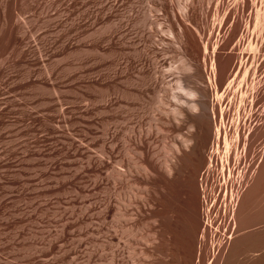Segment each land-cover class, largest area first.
I'll return each mask as SVG.
<instances>
[{"label": "rangeland", "instance_id": "374dc122", "mask_svg": "<svg viewBox=\"0 0 264 264\" xmlns=\"http://www.w3.org/2000/svg\"><path fill=\"white\" fill-rule=\"evenodd\" d=\"M190 1L186 22L179 9L188 0H0V264H209L211 256L206 248L198 252L201 253L200 263L195 259L200 231L197 221L201 212L197 178L204 169L200 151L188 160L183 154L179 155L182 158L180 184L171 185L166 192V201L179 228L183 225L185 210L189 208L191 213L188 228L182 230L174 243L164 245L151 241V216L146 214L149 211L141 216L137 211L150 191L149 180L147 182L141 168L153 165L152 152L158 153L157 159L162 163L169 156L163 146L180 147L187 138L190 140L186 144L190 145L194 133L186 118L174 121L167 116L166 111L172 106L166 91L171 84L169 81L181 73H184L181 77L185 75L181 83L184 89L207 85L205 78L192 79L197 73L194 71L203 68L204 63L203 36L202 39L201 35L194 36L195 29L213 22L222 26L221 31L212 36L214 44L211 41L208 51L209 54L214 51L217 79H223L219 75V63L237 53L231 50L234 38L225 35L223 29L233 20L234 24L244 25L251 5V0H245L244 7L237 6L240 0H226L217 16L215 0H206L204 5L203 0ZM263 2L258 0L257 8L261 6V12ZM228 11V16L222 18ZM235 12L240 15L235 16ZM151 17H155L154 21ZM180 31L186 38V46L179 42ZM216 41H219L217 45ZM160 47L166 50L161 52ZM161 54L165 56L161 58ZM263 82L264 79V86ZM157 98H164L163 110L157 109ZM261 104L250 110L238 101L234 113L243 120L254 110L261 111ZM155 113L157 116L153 115ZM131 127L132 130L135 127V131L129 133ZM208 143L202 145L204 152L209 150ZM263 147L258 145L260 149ZM103 149L107 150L104 155ZM113 168H122V173L126 170L125 177L123 174L124 178H120L122 181L119 178L113 181ZM262 179L246 205L247 216L242 221L237 220L238 236L229 253L223 259L213 260L212 264L237 261L236 264H264V176ZM147 186L149 189H145ZM117 208L127 217L120 218L118 229ZM125 230L132 235L127 236L123 233ZM158 244L163 245L167 253L160 248L164 255L157 253ZM172 254L177 256L172 257Z\"/></svg>", "mask_w": 264, "mask_h": 264}, {"label": "bare ground", "instance_id": "6f19581e", "mask_svg": "<svg viewBox=\"0 0 264 264\" xmlns=\"http://www.w3.org/2000/svg\"><path fill=\"white\" fill-rule=\"evenodd\" d=\"M184 1H186V0H184ZM201 1L202 0H199V2H201ZM204 1H206V0H203V2H201V3L205 4ZM210 1L208 0L207 2H210ZM225 1L226 0H215L214 1V2H216L214 4L215 5V10H214L215 15L218 16L220 14L221 10L223 9V6L225 5L224 4ZM234 1L236 2L237 0H233V2ZM261 1L263 2L264 0H261ZM193 2H195V1H193ZM214 2H212V3H214ZM182 3L183 2H181V5H182ZM188 3L184 6L180 5L181 7L179 6L180 2L178 4V6L180 7L179 11L183 12V17L185 19L184 21H186V22L189 19L188 14H189V5H190L191 1L188 0ZM239 3H240V5H237L238 7L239 6H241V7L245 6V0H240ZM176 4H177V2H176ZM192 4H194V3H192ZM209 4H211V3H209ZM209 4L207 3L208 6H209ZM197 5H198V3H197ZM197 5H196V7H197ZM258 5H259L258 0H251V5H250L249 10H248V19H247V21L245 19L246 22H244L245 23L244 25L243 24L242 25L234 24L235 20H233V22L231 23V25L228 28L223 27L225 35H228L231 38H234V41L232 42V45H231L232 52L233 51H234V53L237 52L236 54H234L233 58H231V59L226 58L225 60H223L222 62L219 63V68H218L219 70L218 71L220 72L219 75L223 76V79H220V80L217 79L216 55L214 54V51L212 54H209V51H208L209 48L211 47L212 42L214 44V41H212V36L218 30L221 31L222 26L218 25V24H214V22H213L210 25H207L205 23L206 26H204V24H203L204 27L202 26V28H200V30L195 27L196 29L194 31L195 32L194 36H196L197 34L199 36L201 35V37H200L201 39L203 36L202 41L204 40V44H203L204 63H203V68H201V69L197 68V71L194 68V70H195V71L193 70L194 73L195 72H197V73H195V75L192 77V79L199 81V80H202L205 78L207 85H204V86L201 85L200 87L196 86L195 88H191V89H184L182 87L183 84H181V83L183 81L182 78L185 75L183 77L180 76V75H183L184 73L183 74L181 73L180 75L175 74L176 76H174V79L169 81V82H171V84H169L170 87H168L169 90L166 91L168 93L167 98H169L168 102L171 103L172 107H170L171 110L168 109L169 111L165 110L166 112H168L167 116L168 117L170 116L174 121L181 120L180 119L181 117H184L188 120L189 127L191 129H193V131H194L193 135L191 136L192 144H191V141H190V145H189V143H188V145L186 144L190 140L187 138V140H184V142H183V144H185V145H180V147H176L175 145H167L168 147L163 146V149H165L164 151H167L166 153L169 152L168 153L169 156H167L162 163H160L157 159L158 153L156 151H153L152 152L153 165L147 166V165H144V163H143V165L145 167H142L140 165V167H142L141 168L142 172L145 173V175L147 177L146 178L147 182L149 180L150 191H149V193H148V191H146L148 193L147 198L141 204V206H140L141 208L137 210L138 214L141 216L142 213H146L147 211H149L146 214H149L148 216H151L150 217L151 218V220H150L151 221L150 222L151 228L149 227L151 230V237H149L150 233H149V235L147 234V236L149 238H151L150 239L151 241L156 240V241H160L159 244L160 243L161 244H164V243L170 244V243H174L176 241L177 236H179L182 233V230L188 228V226L190 224L191 213H190L189 208H187L185 210L184 216H183V225H182V227L180 226V228H179L177 220L175 219V216H174L172 210L169 209V205L166 201L167 200L166 199L167 198L166 192L171 185H174V184L179 185L180 184L178 176L180 173L179 165H181V164H179V162L182 160V158L179 155L183 154L184 159L188 160L189 157H191V158L195 157L197 152L200 151V157H201L200 162H201V164L204 163V169L201 171V173L198 175V178H197L198 188H199L200 195H201V203H200L201 204V212L199 213V220L197 221V225L200 227L199 235H197L198 236L197 237L198 247L196 246L197 247V253H196L197 257L195 259L197 260V262L200 261L201 253H198V252L202 251L201 248H206L207 249L206 253L209 254V256H211V260H209L210 262L207 261V263H209V264L210 263L212 264L213 260H215L219 257L223 259L225 257V255L227 253H229L228 252L229 249L231 248L234 240L238 236L237 220L242 221V220H244L243 219L244 216L245 215L247 216L248 212L246 213V207H247L246 205L250 202L249 200L251 197V193L255 190L256 187L259 188L258 186H260L261 184L260 185H258V184L260 183L261 180H263L262 178L264 176V163H263V161H264V147L262 149L258 148V145L264 146V86L262 85V80L264 79V56L262 57V55H261L262 53H260V52H262L261 50L264 48V11L261 12L262 7L260 6V8L258 9L257 8ZM234 6H236V5H234ZM160 8H161V6H160ZM170 9H171V7H170ZM203 9H204V6H203ZM234 9H233V11H234ZM160 11H162V10L160 9ZM200 11H201V9H200ZM225 11H226V9H225ZM230 11H228V13H224L223 17H222V14L220 16L222 18H226ZM237 11H238V9H237ZM157 12H158V9H157ZM160 13H162V12H160ZM173 13H174V8H173ZM238 13H239V11H238ZM238 13L236 14V12H235V16L240 15ZM192 14H193V12L191 13V15ZM152 15H154L153 12H152ZM167 15L168 14H166V16ZM204 15H208V13L206 14V12H204ZM213 16H214V14H213ZM162 17H164V16H162ZM199 17H200V14H199ZM152 18L153 17H151V19ZM156 18H158V17H156ZM196 18H198L197 15H196ZM211 18H212V15H211ZM154 19H155V17H154ZM154 19H152V20L154 21ZM167 19L169 20V18H167ZM234 19H236V18H234ZM152 20H151V22H152ZM207 20H208V18H207ZM162 21H163V19H162ZM177 21L178 20H176V22ZM197 21L198 20H196V22ZM151 22H150V24L154 23V22H152V23ZM168 22H170V20ZM217 22H219V21H217ZM161 23L164 24V21ZM178 23L179 22H177V24ZM189 24H191V22ZM199 24H200V21H199ZM192 25L193 24H191V26ZM168 26L171 27L169 24H168ZM154 27H156V26H154ZM180 27L181 26H179V28ZM192 27L194 28V26H192ZM152 28H151V30H152ZM163 28H166L165 25ZM159 30H161V29H159ZM166 30H168V29H165V31ZM181 30H183V28ZM152 32L154 34V31H152ZM157 34L159 35V33H157ZM173 34H175V33H173ZM149 36H152V35H149ZM152 37L154 38V36H152ZM156 37L158 38L157 35L155 36V38ZM162 37H164V36H162ZM221 38L223 39V37H221ZM169 39H171L170 41H172V38H169ZM179 39H180L179 42L181 44L183 43L185 46L188 44L187 41H185L186 38L183 34V31H180V38ZM191 41H192L194 47H196V41L194 39ZM219 41H216V45L219 43ZM170 43H169V45H170ZM175 43H177V40L175 41ZM154 44H156V42ZM176 45H178V44H175V46ZM157 47H159V45H157ZM172 47L174 48V46H172ZM179 48H180V45H179ZM159 50H161V47ZM163 50H166V49H163ZM163 50H161V52ZM177 50H178V47H177ZM177 50L175 52H177ZM170 52L171 51H169V53ZM224 52L225 51H223V53ZM226 52H228V51H226ZM152 53H154V52H152ZM169 53H167V54H169ZM181 53H182V51H181ZM185 53L187 54V51ZM157 54L159 55V53H157ZM165 54L164 55L161 54V55H163L161 58H163L165 56ZM174 55H172V56H174ZM154 56H155V54H154ZM175 56H177V55H175ZM175 56H174V60H175ZM186 57H187V55H186ZM201 57H202V55H201ZM176 59H177V57H176ZM154 61L156 62V59H154ZM155 62H153V63L156 64ZM191 62H192V60H191ZM191 62H190V65L192 66ZM159 63H160V61H159ZM162 65L160 63V66H162ZM188 65H189V61H188ZM160 66H158V68ZM179 66L180 65H178V67ZM148 67H150V66H148ZM169 67H170V65H169ZM153 68H155V67H153ZM186 68L188 69L189 67L187 66ZM140 69H139V71H141ZM179 69H182V68H179ZM150 71H152V70H150ZM158 71L159 70H156L155 72H158ZM161 71H164V70H162V68H161ZM175 72L176 71H174V73ZM189 74L193 75L191 73H189ZM173 75L170 73V76H173ZM151 77H152V75H151ZM151 77L148 79V81L151 79ZM169 77H167V78H169ZM157 79H159V78H157ZM163 79H164V77H163ZM168 80H167V82H168ZM189 80H190V78H189ZM154 81H153V83H154ZM163 81H165V80H163ZM153 83H151V84H153ZM185 83H188V81ZM162 84H164V83L162 82ZM194 84H195V82H194ZM198 84L200 85V82ZM191 85H192V83H191ZM155 86H157V84ZM184 86L186 87L185 84H184ZM151 87H152V85H151ZM157 88H158V86H157ZM160 91H162V89ZM160 94H161V92H160ZM161 95H163V93ZM184 98H187L188 101H186L187 99L185 100ZM163 99L157 98V105L159 107V108L156 107L157 109L163 110L162 109L163 105H165V103H164L165 101H163ZM238 101L240 103H242L245 108L249 106L250 110L254 105L262 103L261 104L262 110L261 111H259L260 109H257L256 111L254 110L245 119L241 120L239 115L234 113V111L237 109V108L235 109V106H236ZM168 102H166V103H168ZM243 106H241V108L244 109ZM167 107H168V104L165 108H167ZM253 108H252V110H253ZM241 111H242V109H241ZM162 112H160V114L162 116H164V114H163L164 112L163 113ZM242 112L244 113V111H242ZM156 114L157 113H155L153 115L157 116ZM246 114H248V113H246ZM153 115H152V117H153ZM167 116H166V118H167ZM241 117L243 118L244 116H241ZM160 118L158 120H161ZM157 123H158V121H157ZM180 124H181V121H180ZM170 125H172V124H170ZM176 125L179 128L181 127V125L180 126L178 124H176ZM150 126H151V132H152L153 131L152 125H150ZM136 127H137V125H136ZM140 127L141 126H139V128ZM134 128H133V130H134ZM156 128L159 129L160 127L158 128V126H156ZM166 128H168V127H166ZM169 129H170V126H169ZM133 130L131 127L128 130V132L130 133ZM162 131H163V133L165 132V130H162ZM170 131H172V130H170ZM193 131H191V133ZM141 132L143 133V131H141ZM173 133L174 132H172L171 134H173ZM161 134H162V132H161ZM165 134H166V132H165ZM168 134H170V132ZM168 134H167V136H168ZM185 134H187V132ZM177 135H179V134H177ZM149 137L150 136H148L147 139H149ZM136 139H137V135H136ZM165 139H167V137ZM140 141H142V139H140ZM148 141H150V140H148ZM127 142L129 143V141H127ZM207 142H209L208 145H210V147H209V150L207 152H204L202 149L203 148L202 145H207ZM139 143H141V142H139ZM166 144H167V141H166ZM168 144H169V142H168ZM171 144H172V142H171ZM131 145H132V143H131ZM130 147L131 146H129L128 149H130ZM157 147H159V146L157 145ZM133 150H135V148ZM106 151L107 150L103 149L102 154L103 155L106 154ZM140 151H139V153H140ZM128 152L129 151H127V154H128ZM142 153L144 154V151ZM108 154H109V152H108ZM129 154H131V153L129 152ZM141 156H143V155L141 154ZM144 158L145 157H143V159ZM143 161H145V159ZM161 161H162V159H161ZM140 162L142 163V161H140ZM156 162H157V164H156ZM262 163H263V165L261 167ZM121 169L119 170L118 168L117 169L113 168V171H114V175L112 176L113 181H116L118 178L120 181L121 180L120 178L125 177V175L127 173L124 174V171H126V170H124L122 173ZM138 173H140V172L138 171ZM123 174H124V177L122 176ZM140 175H142V174H140ZM144 181H145V179H144ZM149 183H147V184H149ZM114 184L116 185V183H114ZM145 189H149V187L145 188ZM168 197H170V199H171V196H168ZM142 199H145V196L143 198V195H142ZM120 201L121 200H119L118 202H120ZM135 201H137V200H135ZM120 203H122L124 205V201L123 202L121 201ZM256 205H255V207H256ZM124 206H129V205H124ZM154 206H156V208ZM108 207L110 208V203H107V208ZM120 207H122V206H120ZM125 208H128V207H125ZM153 208H155V210H150ZM119 210H120V212H119ZM262 210H264V209H262ZM121 211H123V210L117 208L116 213H115V217L117 220V229L119 228L120 218L123 217V215H121V213H123L124 211L123 212H121ZM258 215H260V214H258ZM252 217H253V215H252ZM125 218H127V217H125ZM133 219H135V218H133ZM123 225L124 224H122V226ZM241 226H243V225H241ZM257 226L260 227V225H257ZM255 227H254V230H255ZM260 228H262V227H260ZM260 228H257V229H260ZM248 229H249V227H248ZM247 230H246V232H247ZM248 231H250V230H248ZM121 232H122V229H121ZM123 233H125L127 236L132 235L131 232L127 231V230L123 231ZM239 233L243 234L244 232H242V233L239 232ZM118 235H119V233L116 234V236H118ZM159 244L156 246L155 251L157 253L158 252L161 253L162 250L165 252L166 250L163 249L164 248L163 245L161 246ZM168 244H166V245H168ZM261 247H262V245H261ZM159 248L161 249V251L159 250ZM237 252H239V251H237ZM165 253H167V252H165ZM257 253H259V252H257ZM161 254L164 255L163 252ZM250 254H252V251ZM254 254L256 255V253H254ZM165 255H167V254H165ZM174 255L175 254H172V257H174ZM175 256H177V254ZM209 256L207 255V258ZM235 257H237V256L235 255ZM247 257H248V255H247ZM207 258H205V259H207ZM254 258H256V257H254ZM263 259H264V257H263ZM238 264H240V263H238Z\"/></svg>", "mask_w": 264, "mask_h": 264}]
</instances>
